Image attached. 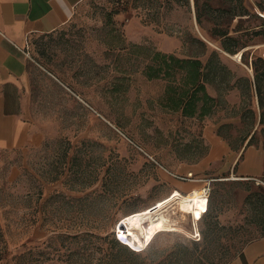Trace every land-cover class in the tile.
I'll return each mask as SVG.
<instances>
[{"label": "rangeland", "instance_id": "1", "mask_svg": "<svg viewBox=\"0 0 264 264\" xmlns=\"http://www.w3.org/2000/svg\"><path fill=\"white\" fill-rule=\"evenodd\" d=\"M261 2L243 0L247 11L240 12L232 7L237 0H198V22L190 0L152 22L139 10L114 12L111 0H83L59 28L32 36L29 55L55 77L37 65L31 69L37 95L29 117L42 141L0 148V264H116L107 253L117 250L113 236L137 249L123 235L126 215L161 201L159 211L168 208L176 222L159 230L139 256L121 253L125 264H226L264 237L257 220L264 172L242 175L225 155L195 174L205 180L176 176L207 150L206 125L217 133L223 124L218 135L235 152L254 132L246 146L264 156L254 91L244 96L238 87L228 89L210 115L190 117L166 105L165 79L143 73L151 50L184 56L199 37L237 75L252 76V59L264 57ZM224 29L245 45L235 53L223 50ZM240 50L243 56L236 57ZM44 171L41 183L37 173ZM191 184L208 187L207 195L183 215L173 193H185ZM37 187L43 190L39 201ZM196 228L201 238L193 242ZM86 229L101 237L76 235Z\"/></svg>", "mask_w": 264, "mask_h": 264}, {"label": "crops", "instance_id": "2", "mask_svg": "<svg viewBox=\"0 0 264 264\" xmlns=\"http://www.w3.org/2000/svg\"><path fill=\"white\" fill-rule=\"evenodd\" d=\"M81 1L83 0H0V148L17 147L26 143L39 144L42 141L43 134L35 128L29 117L37 95L31 69L37 65L54 75L25 51L32 36L59 28ZM203 137L208 144L207 152L198 162L191 164L186 172L196 174L225 155H228L231 167L242 158L237 163L242 175L253 176L264 172V156L256 147L246 146L244 143L235 152L214 131V127L208 125L204 128ZM192 186L202 189L205 185L191 184L190 187ZM241 252L247 264H264V237L249 242ZM226 264L244 263L240 256H235Z\"/></svg>", "mask_w": 264, "mask_h": 264}, {"label": "trees", "instance_id": "3", "mask_svg": "<svg viewBox=\"0 0 264 264\" xmlns=\"http://www.w3.org/2000/svg\"><path fill=\"white\" fill-rule=\"evenodd\" d=\"M113 1V11H126L128 9H135L138 12H144V18L147 21L159 22V18L166 13V11L173 9L177 6H186L190 4V0H111ZM264 0L259 4L262 6ZM196 6V19L198 22L201 20V13L199 11L198 0H194ZM240 12L247 11L243 4V0H237L233 6ZM139 14V13H138ZM242 14V13H240ZM261 25L264 28V19ZM219 36H222L220 46L223 50L229 53H235L238 49L245 44H240L237 36L228 34L226 29L219 31ZM196 42V45H192ZM134 44V43H133ZM190 52L184 56H179L174 52H165L161 50H151V55L148 62L145 64L143 73L146 78L165 79L164 95L166 98V105L174 110H180L185 116L190 117H203L210 115L222 101L221 95L228 89L238 87L240 93L244 96L249 94L251 90L254 91L258 106L260 107L259 124L264 125V57L257 56L252 59L251 65L253 75H237L226 62L221 58V54L217 49H209L206 42L199 37H193L189 42ZM244 51L242 52V56ZM206 55V56H205ZM205 56V59L202 58ZM242 81V82H240ZM239 83L242 85L240 86ZM212 86L217 95H212L208 92L206 86ZM246 112L250 115L252 125L255 122L254 109L248 107ZM217 128V134H220V126ZM247 132L243 141L249 136L246 145H248L254 132L249 134ZM68 148L64 151V159L68 156ZM207 150L203 153L205 154ZM202 154V155H203ZM201 155V156H202ZM200 156V157H201ZM66 161V160H65ZM237 164V162L235 163ZM64 170V169H63ZM58 172L51 180L58 179L64 171ZM41 183H45V171L37 173ZM93 182V181H92ZM91 182V183H92ZM90 184V183H89ZM35 201H39L43 196L41 187H37L35 191ZM31 195V193H29ZM45 203V200L40 204ZM38 206V208L40 209ZM258 222L261 224L262 232L264 233V206L259 209L257 217ZM42 226V225H41ZM76 235H94L101 237L92 230H81ZM201 238V236H200ZM200 238L198 240H200ZM193 242L198 240L191 238ZM113 245L117 250L108 251L109 262L116 264H125L120 254L123 253L128 259L139 256V252L146 249L147 246L140 250L130 247L117 236L112 237ZM244 264H247L242 252L238 254ZM130 264V263H126ZM143 264V263H142Z\"/></svg>", "mask_w": 264, "mask_h": 264}, {"label": "bare ground", "instance_id": "4", "mask_svg": "<svg viewBox=\"0 0 264 264\" xmlns=\"http://www.w3.org/2000/svg\"><path fill=\"white\" fill-rule=\"evenodd\" d=\"M241 52L240 50L235 56L240 57ZM173 195H175L174 203L184 215L193 210L198 198L207 195L206 186L202 189L192 186L185 193L175 190ZM161 203L163 201L154 206L132 211L124 218L123 223L127 227H123V235L130 238L137 249L145 248L159 230L170 228L176 222V218L168 208L164 212L159 211Z\"/></svg>", "mask_w": 264, "mask_h": 264}, {"label": "built area", "instance_id": "5", "mask_svg": "<svg viewBox=\"0 0 264 264\" xmlns=\"http://www.w3.org/2000/svg\"><path fill=\"white\" fill-rule=\"evenodd\" d=\"M257 10H258L259 14L262 16V18L264 19V2H263L261 7L257 8ZM25 53L27 55H29L27 50L25 51ZM176 176L179 177L180 179H184V180H198V179H201V178H197L192 171H188V172H185V173H182V174H176ZM207 188L208 187H206V193H207ZM200 236L201 235H200L199 229H197V228L194 229L191 237L193 239L198 240L200 238Z\"/></svg>", "mask_w": 264, "mask_h": 264}]
</instances>
